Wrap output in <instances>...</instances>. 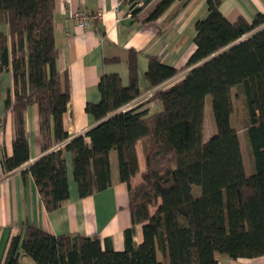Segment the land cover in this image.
Here are the masks:
<instances>
[{"label":"trees","instance_id":"1","mask_svg":"<svg viewBox=\"0 0 264 264\" xmlns=\"http://www.w3.org/2000/svg\"><path fill=\"white\" fill-rule=\"evenodd\" d=\"M188 1L160 0L146 22L159 19L175 2ZM220 6L221 0L207 1L208 14L195 25L196 50L183 68L191 70L180 81L162 87L180 71L151 57L141 91L137 54L130 51L129 85L117 73L103 75L101 101L86 107L99 124L69 140L64 115L70 86L68 75L62 78L57 69L55 0H0V76L10 57L15 124L5 170L12 172L30 159L26 114L37 105L41 149L48 153L30 173L46 209L57 210L69 200L67 153L73 156L79 196L85 198L112 186L114 151L132 220L123 251L104 248L98 237L56 236L27 225L24 239L12 240L4 264H22V254L36 264H218L219 257L264 256V14L231 23ZM235 88L247 110L255 168L250 176L232 123ZM154 89L148 101L122 111ZM208 96L215 130L206 142ZM149 104L162 110L150 114L143 109ZM0 122L3 128L5 117ZM144 138L149 139L146 170L142 183L133 186L139 172L137 144ZM193 186L201 187L200 197L193 195ZM136 225L143 229L140 245L134 241Z\"/></svg>","mask_w":264,"mask_h":264},{"label":"crops","instance_id":"2","mask_svg":"<svg viewBox=\"0 0 264 264\" xmlns=\"http://www.w3.org/2000/svg\"><path fill=\"white\" fill-rule=\"evenodd\" d=\"M159 1L152 0L140 11L133 13L135 6L128 0H55L57 69L62 78L68 75L70 86V102L64 115L69 140L85 135L99 124L87 114L86 107L101 101L99 82L103 75L117 73L124 86L129 85L130 51L137 54L139 74L143 66L148 68L151 57H158L164 64L180 71L162 87L180 81L191 70L183 68L196 50L195 25L207 16L208 0H189L186 4L175 2L159 19L146 22ZM77 11L89 15L102 12L104 15L101 20L82 28L74 19ZM220 11L231 23L240 17L252 22L257 14H264V0H221ZM180 75H183L182 78L177 79ZM13 102V76L9 57L5 72L0 76V118L5 117V124L0 129V264H4L12 240L17 236L24 239L27 225H35L56 236L80 234L98 237L104 248L123 251L124 232L132 226V220L128 187L119 180L117 153H110L112 186L85 198L79 196L74 179L73 156L67 153L65 157L70 197L59 209L48 211L30 173V168L48 153L41 149L37 105H31L26 114L29 161L12 172L4 168V160L13 155ZM145 139L137 144L139 172L133 178V186L142 183L146 170L149 139ZM134 241L136 245L142 243V225L135 226ZM21 263L36 264L24 254L21 255ZM218 264H264V256L238 260L219 257Z\"/></svg>","mask_w":264,"mask_h":264},{"label":"rangeland","instance_id":"3","mask_svg":"<svg viewBox=\"0 0 264 264\" xmlns=\"http://www.w3.org/2000/svg\"><path fill=\"white\" fill-rule=\"evenodd\" d=\"M147 71V66H143L140 70V86L141 89H144L145 87V81H144V74ZM183 75H180L177 79H181ZM142 98L139 99L137 105L141 103H145L149 99L146 97V93L142 94ZM233 98H234V106L235 111L232 117V123L233 126L238 130L240 143H241V149L243 153L244 163H245V171L248 176L252 175L255 171L254 168V162L253 157L251 153V147L250 143L247 137L246 128L248 126V118H247V110L245 107V102L240 94V91L238 88H235L233 90ZM134 105V106H137ZM143 109H149L150 114L159 112L162 110V107L159 104H149L146 105ZM215 130V123H214V117H213V111H212V97L208 96L205 101V132H204V140L207 142L211 136L213 135ZM148 140L147 138L145 139ZM193 195L195 197L201 196V187L200 186H193Z\"/></svg>","mask_w":264,"mask_h":264},{"label":"built area","instance_id":"4","mask_svg":"<svg viewBox=\"0 0 264 264\" xmlns=\"http://www.w3.org/2000/svg\"><path fill=\"white\" fill-rule=\"evenodd\" d=\"M103 15H104V13H102V12H98V13H96L94 15H89V14H87L84 11H77L74 14V19L77 22V24H78L79 27L86 28L90 24H93L95 21L101 20L102 17H103ZM159 88H162V87H159ZM156 90L157 89H154V90H151L149 92H146L147 99H149L155 93ZM142 97L143 96L141 95V97H139L138 100L141 99ZM138 100L137 101L135 100L136 102H134V103L126 106L125 108H123L122 111H126V110H129V109L133 108L134 105H137L136 103L140 102ZM0 128H2V123L1 122H0ZM65 144H66V142L65 143H62V144H60L58 146H56L55 149H59L62 146H64Z\"/></svg>","mask_w":264,"mask_h":264},{"label":"water","instance_id":"5","mask_svg":"<svg viewBox=\"0 0 264 264\" xmlns=\"http://www.w3.org/2000/svg\"><path fill=\"white\" fill-rule=\"evenodd\" d=\"M128 1L133 3V5L135 6L133 13H136V12L140 11L143 6H145L146 4H149L150 1H152V0H141V3L139 2L140 0H128ZM241 41L242 40H240L239 42H241Z\"/></svg>","mask_w":264,"mask_h":264}]
</instances>
